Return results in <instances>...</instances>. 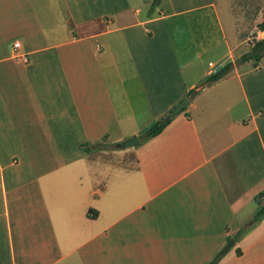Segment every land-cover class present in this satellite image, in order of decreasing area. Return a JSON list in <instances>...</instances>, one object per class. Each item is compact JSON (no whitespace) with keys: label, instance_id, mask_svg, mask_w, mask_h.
Instances as JSON below:
<instances>
[{"label":"crops","instance_id":"0c3cea01","mask_svg":"<svg viewBox=\"0 0 264 264\" xmlns=\"http://www.w3.org/2000/svg\"><path fill=\"white\" fill-rule=\"evenodd\" d=\"M263 38L264 0H0V264H204L242 227L217 264H264Z\"/></svg>","mask_w":264,"mask_h":264},{"label":"trees","instance_id":"16d2710c","mask_svg":"<svg viewBox=\"0 0 264 264\" xmlns=\"http://www.w3.org/2000/svg\"><path fill=\"white\" fill-rule=\"evenodd\" d=\"M158 1L159 0H153V4L157 3ZM263 54H264V38L255 41L251 45L250 51L241 56V60L245 61V60H249V59H254L255 61H258ZM230 63L231 62H227L219 70L211 72L207 76V78L201 83V86L210 84L211 82H214L215 80H217L218 78L223 76L227 72V70L229 69ZM195 92H196L195 89L192 88L188 91L187 95L194 94ZM170 120L171 119H167V120L163 121L162 118L156 120L152 126H150L143 134L139 135L138 137L146 139V138H150V137L157 135ZM83 146L86 148V145H83ZM100 146H101L100 143H96V144L90 145L89 147L94 148V149H101ZM255 198L258 199V203L260 204L262 201V198L264 199V193H259ZM263 217H264V204H262L260 209L257 210L256 213L253 215V220L256 222V221H259ZM246 231H247V227L240 228L234 236H228L226 238V242H228L230 239H234V242L237 241L239 239V237L242 234H244ZM236 251H240V250L236 249ZM226 252H227V249H226V244H225L213 256V258L210 261H208L204 264H217L219 262V260L221 259V257Z\"/></svg>","mask_w":264,"mask_h":264},{"label":"water","instance_id":"95a60500","mask_svg":"<svg viewBox=\"0 0 264 264\" xmlns=\"http://www.w3.org/2000/svg\"><path fill=\"white\" fill-rule=\"evenodd\" d=\"M230 58L229 56H224L219 61H217L211 68L212 72L219 70L225 63L229 62ZM207 77H205L206 79ZM189 103V99L184 96L180 99V101L163 117V121L167 119L173 118L175 115H177L187 104ZM155 123V120H152L149 122L146 126L141 128L137 134H133L131 137L120 141L117 143V146L119 148H128V147H134L140 143L139 135L143 134L150 126H152ZM264 204V200L261 201V203L257 206L255 212L260 209V207ZM234 243V239H230L229 242L226 245V249L231 247Z\"/></svg>","mask_w":264,"mask_h":264},{"label":"rangeland","instance_id":"374dc122","mask_svg":"<svg viewBox=\"0 0 264 264\" xmlns=\"http://www.w3.org/2000/svg\"><path fill=\"white\" fill-rule=\"evenodd\" d=\"M223 48V43H222V41H221V39H220V35H219V38H218V41H217V51H219V50H221ZM244 47L242 46V47H240L239 49L241 50V49H243ZM141 140H142V138H141ZM100 148H102L103 150H105V151H119V149L120 148H118V146H116V145H114L113 147L112 146H110L109 144H101V146H100ZM262 200H264V199H262ZM257 208V207H256ZM256 210V209H255ZM229 242V241H228ZM228 242H226V245H227V243Z\"/></svg>","mask_w":264,"mask_h":264},{"label":"built area","instance_id":"2783aa9c","mask_svg":"<svg viewBox=\"0 0 264 264\" xmlns=\"http://www.w3.org/2000/svg\"><path fill=\"white\" fill-rule=\"evenodd\" d=\"M19 42L15 41L12 45V56L13 58L20 60L22 62H26L27 61V55L24 53L19 52Z\"/></svg>","mask_w":264,"mask_h":264}]
</instances>
